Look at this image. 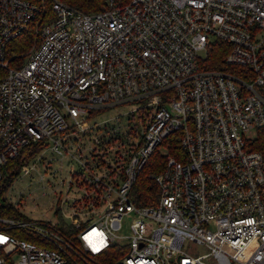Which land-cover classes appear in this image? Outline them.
I'll return each instance as SVG.
<instances>
[{
  "label": "built area",
  "instance_id": "1",
  "mask_svg": "<svg viewBox=\"0 0 264 264\" xmlns=\"http://www.w3.org/2000/svg\"><path fill=\"white\" fill-rule=\"evenodd\" d=\"M44 1L0 0V190L23 148L69 152L68 140L89 138L90 120L106 109L133 105L142 129L130 126L121 144L96 136L89 160L77 158L68 185L85 194L70 214L58 200L65 224L21 208L26 218L0 214V264H73L76 254H113L110 264H264V147L255 144L264 0H110L93 13L53 0L39 42L10 65V42ZM215 50L223 57L211 65ZM173 133L178 154L163 144ZM157 149L165 166L151 175L156 201L138 204L133 186ZM67 224L78 228L72 238Z\"/></svg>",
  "mask_w": 264,
  "mask_h": 264
},
{
  "label": "rangeland",
  "instance_id": "2",
  "mask_svg": "<svg viewBox=\"0 0 264 264\" xmlns=\"http://www.w3.org/2000/svg\"><path fill=\"white\" fill-rule=\"evenodd\" d=\"M133 107V105H118L100 112L90 120L96 127L91 130L89 138L76 135L78 142L68 140L69 152L64 151L60 154L52 148L44 149L29 164V171H22L7 190L5 193L7 199L19 206L32 219L57 221L55 209L58 200H61L64 213H72L75 210L73 200L82 198L85 194L84 189L78 188L77 184L68 185L70 171L80 170L77 158L89 160L91 147H95L93 139L96 136H113L120 144L132 139L133 136L128 133L129 127H134L136 124L138 130L142 129L137 119L130 117L129 112ZM196 249L199 252L204 251L202 247L197 246Z\"/></svg>",
  "mask_w": 264,
  "mask_h": 264
},
{
  "label": "trees",
  "instance_id": "3",
  "mask_svg": "<svg viewBox=\"0 0 264 264\" xmlns=\"http://www.w3.org/2000/svg\"><path fill=\"white\" fill-rule=\"evenodd\" d=\"M53 0L44 1V9L40 12L39 16L32 21L28 28L15 37L9 44L8 60L9 64L14 66L23 63L29 50L39 42V29L48 18L53 17L54 13L51 10V3ZM65 4L77 8L85 13H93L108 9L110 0H60ZM118 3H124L127 0H113ZM223 57L222 52L212 51L209 55L211 59V65L219 64ZM5 73V69L0 66V75ZM169 143V144H168ZM164 145L171 146V153L178 154L179 141L177 140V133H173L166 138ZM256 147H264V129L259 130ZM45 144L33 143L23 148L21 155L14 160V163H9V172L6 174L5 180L0 190V214L3 216L26 218V216L20 211L19 207L10 202L5 193L13 185L15 180L21 174V166L28 163L31 159L35 158L38 153L43 149ZM165 166V158L162 152L157 149L143 166L135 185L133 186L134 199L138 204L151 205L154 204L157 197V185L153 181L151 175L159 172ZM55 214L58 216L62 224H65V220L62 217L60 202L57 203ZM78 228L73 225L67 224L63 227V232L68 237L72 238L73 233ZM20 237H24L30 240L38 241L34 235L27 234L25 231H16ZM75 255V254H74ZM115 258V255L105 254L90 256L89 254H76L73 258V264H110L111 260Z\"/></svg>",
  "mask_w": 264,
  "mask_h": 264
}]
</instances>
